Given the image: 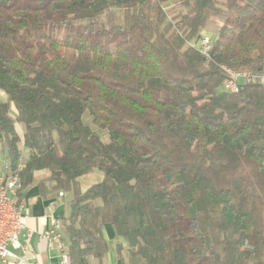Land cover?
I'll use <instances>...</instances> for the list:
<instances>
[{"label": "trees", "instance_id": "1", "mask_svg": "<svg viewBox=\"0 0 264 264\" xmlns=\"http://www.w3.org/2000/svg\"><path fill=\"white\" fill-rule=\"evenodd\" d=\"M223 66L262 71L264 0H0V156L71 195L70 264L106 224L126 264H264V88Z\"/></svg>", "mask_w": 264, "mask_h": 264}, {"label": "built area", "instance_id": "2", "mask_svg": "<svg viewBox=\"0 0 264 264\" xmlns=\"http://www.w3.org/2000/svg\"><path fill=\"white\" fill-rule=\"evenodd\" d=\"M192 45V44H191ZM202 56L209 58L211 50V38L202 32L198 41L192 45ZM226 74L222 89L225 92L233 93L239 90L242 84L258 82L264 88V67L258 74L252 71L231 69L222 67ZM24 164L19 163L15 169L5 166L0 172V264L12 260L13 264H40L32 257L29 246L30 235L27 234L24 243L19 238L25 229L23 205L15 202L17 192L21 189L20 173ZM58 198H63L64 193L59 191ZM50 249L60 253L61 264H70L67 255V242L64 238L62 223L59 218H52L51 225L41 235ZM20 249L22 256L16 255L13 251Z\"/></svg>", "mask_w": 264, "mask_h": 264}, {"label": "crops", "instance_id": "3", "mask_svg": "<svg viewBox=\"0 0 264 264\" xmlns=\"http://www.w3.org/2000/svg\"><path fill=\"white\" fill-rule=\"evenodd\" d=\"M3 97V98H2ZM0 102L5 101V95L0 91ZM23 158H26L27 151L21 147ZM3 156V162L6 159ZM0 156V157H1ZM3 171V165L0 167V172ZM98 181L101 179V174H98ZM48 173L44 170L37 171L34 174L32 184L25 189L21 196L15 197V202L18 205H23V215L25 229L23 230L19 241L24 243L27 234L30 235L29 246L32 251V257L40 264H61L60 253L55 249H50L45 240L41 239L40 235L50 227L52 218H59L67 212V204L65 202V195L63 198H58L55 192H50L47 197L40 194L38 182L46 179ZM87 176V175H86ZM82 178H85L82 177ZM81 180V178H80ZM79 180V181H80ZM96 181L95 183H97ZM81 185V181H80ZM48 187V185H47ZM89 187V186H87ZM86 187V188H87ZM82 188V186H81ZM84 188V189H86ZM82 188V190H84ZM103 236L107 242V253L103 259L104 264H126L116 252V245L121 243V239L116 236L112 226L106 224L103 227ZM16 255L22 256L23 252L18 249L13 251ZM94 260L90 259L89 264H94ZM2 264H13L12 260H8Z\"/></svg>", "mask_w": 264, "mask_h": 264}, {"label": "rangeland", "instance_id": "4", "mask_svg": "<svg viewBox=\"0 0 264 264\" xmlns=\"http://www.w3.org/2000/svg\"><path fill=\"white\" fill-rule=\"evenodd\" d=\"M216 23L215 22H210L208 27L203 31L205 32L210 38H214L215 37V27H216ZM3 98V97H2ZM3 99L0 98V101H2ZM83 119L85 120V122H88L91 125L90 122V116L88 113H85L83 116ZM3 165V156L0 157V167ZM99 172L95 171L93 173H91L90 175L85 176V178H81V186L82 188H86L87 186H90L92 184H94L96 181H98V175ZM71 198V195L69 193H65V202L66 204L69 202Z\"/></svg>", "mask_w": 264, "mask_h": 264}, {"label": "bare ground", "instance_id": "5", "mask_svg": "<svg viewBox=\"0 0 264 264\" xmlns=\"http://www.w3.org/2000/svg\"><path fill=\"white\" fill-rule=\"evenodd\" d=\"M223 67H224V66H223ZM5 166H6V167H9V165H8V163H7V162H6Z\"/></svg>", "mask_w": 264, "mask_h": 264}]
</instances>
